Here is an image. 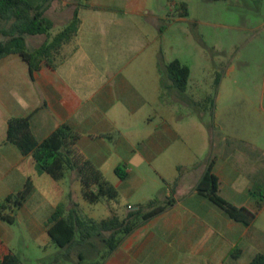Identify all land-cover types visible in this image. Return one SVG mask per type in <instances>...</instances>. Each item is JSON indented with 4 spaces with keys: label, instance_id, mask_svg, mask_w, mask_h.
<instances>
[{
    "label": "crops",
    "instance_id": "0c3cea01",
    "mask_svg": "<svg viewBox=\"0 0 264 264\" xmlns=\"http://www.w3.org/2000/svg\"><path fill=\"white\" fill-rule=\"evenodd\" d=\"M229 1H52L45 15L54 18L59 32L73 20L78 5L81 22L77 36L56 55L62 57L54 61L56 67L42 60L32 73L17 54L0 59V204L30 181L32 193L18 213L22 212L28 223H36V211L27 210V206L38 195V206L52 209L44 220L45 232L59 205L66 214L76 206L80 209L67 181L80 183L75 170H68L59 181L39 174L33 157L23 156L7 140L11 119L30 117L38 142L67 124L81 135L78 148L82 154L105 177L117 180L114 183L106 178L118 191L129 199L138 198V207L131 210L150 201L164 205L174 200L164 213L126 237L104 264H249L256 254H264L260 242L264 231L257 234L255 222L248 227L234 221L197 190L213 160L219 195L224 200L252 212L258 204L256 193L264 202V103L256 110L254 122L246 112V121L235 118L232 123H215L209 137L216 134L218 142L214 147L209 143V152L193 171L188 168L187 123H175L174 103L167 97L173 87L165 86L161 71L159 44L170 31L165 21L173 16L174 22H188L191 14L205 16L208 10ZM185 13L187 16H182ZM41 36L27 38L31 51L46 41ZM258 94L264 102V88L257 89ZM118 167L127 173L125 180L116 174ZM149 169L156 183L168 187L144 191L143 185L130 184L132 173L139 171L142 176L141 171ZM79 190L82 197L81 184ZM110 211L120 218L129 212ZM248 255L250 258L242 261Z\"/></svg>",
    "mask_w": 264,
    "mask_h": 264
},
{
    "label": "rangeland",
    "instance_id": "374dc122",
    "mask_svg": "<svg viewBox=\"0 0 264 264\" xmlns=\"http://www.w3.org/2000/svg\"><path fill=\"white\" fill-rule=\"evenodd\" d=\"M239 2L232 0L221 7L216 6L208 10L205 16L191 14L188 22H174L173 16L165 21V28L170 31L159 44L162 63L168 65L178 60L190 69L186 90L181 92L176 87L170 88L167 97L174 103L175 123H187L185 133L190 135L188 168L193 171L209 152V143L214 147L218 142L216 134L209 137L215 123H232L235 118L246 121V112L252 115L254 122L258 119L254 115L256 110L261 109L264 103L262 96L256 95L257 89L264 88V0ZM48 18L54 21L52 16ZM58 32L56 26L49 38L44 35L40 39L51 40ZM61 58L60 55L56 56L54 61L59 62ZM166 82L170 84L168 80ZM122 168L128 170L125 166ZM138 172L129 176L130 184L143 185L144 191L168 187L163 182H155L152 170L141 171L142 176ZM106 178L113 180L110 176ZM67 179L81 212L96 220L113 216L110 211L113 208L123 214L139 205L136 202L138 198L129 199L122 191H118L117 201L101 199L94 204L87 202L81 197L80 183ZM114 180L115 183L117 180ZM256 194L259 202L260 195ZM38 200L36 195L27 206V210L36 211V223H28L25 215L18 213V210L13 214V224L0 219V243L12 251L19 264H47L66 251L53 244L44 231V220L52 209L39 207L36 203ZM260 210L257 204V234L264 231V212L261 214ZM260 242L264 244V240ZM96 245L97 248L101 247L99 242ZM96 247L78 246L71 251V257L63 258L56 264H76L79 253L89 259ZM249 256H244L242 261L249 259Z\"/></svg>",
    "mask_w": 264,
    "mask_h": 264
},
{
    "label": "trees",
    "instance_id": "16d2710c",
    "mask_svg": "<svg viewBox=\"0 0 264 264\" xmlns=\"http://www.w3.org/2000/svg\"><path fill=\"white\" fill-rule=\"evenodd\" d=\"M52 1L54 0H43L42 4H39L38 0H0V36L5 38L0 42V59L17 54L29 64L32 73L39 69L42 60H47L49 65L56 67L55 56L63 45L70 43L78 34L81 23L78 16L79 5L73 20L61 32L35 50L31 51L27 47V38L30 36L50 37L54 23L45 13ZM83 1L87 0H79L80 3ZM182 16H187V13ZM161 71L166 87L172 85L181 92L186 90L190 76V69L187 66L178 60L168 65L161 62ZM167 80L170 84L166 82ZM80 137L81 135L69 125L63 124L45 140L38 142L31 131L30 117L11 119L7 130V140L13 143L23 156L33 157L39 174L46 173L59 181L65 177L68 170H75L78 173L84 200L93 204L101 199L117 201L119 197L117 188L79 150ZM213 166L212 160L197 186L198 192L209 197L234 221L248 227L252 226L257 213L245 207H236L219 195V179L213 173ZM115 172L121 180L128 176L119 167ZM32 190L33 185L28 181L21 192L6 197L0 204V219L13 224L14 212L24 205ZM173 202V199H169L164 205H160L157 201H150L143 207L129 211L124 218L113 215L100 221L89 218L77 206L66 214L65 208L59 205L51 215L46 228L52 243L66 251L47 264H56L63 258L71 257V251L78 246L90 245L95 249L97 242L101 247H96L93 256L86 259L85 255L80 253L77 264H104L126 237L141 225L164 213ZM262 202L263 199L258 202V210L262 209ZM0 264H19L12 251L1 243ZM249 264H264V254H256Z\"/></svg>",
    "mask_w": 264,
    "mask_h": 264
}]
</instances>
